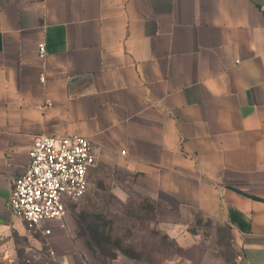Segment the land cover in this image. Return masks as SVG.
<instances>
[{"label": "crops", "instance_id": "1", "mask_svg": "<svg viewBox=\"0 0 264 264\" xmlns=\"http://www.w3.org/2000/svg\"><path fill=\"white\" fill-rule=\"evenodd\" d=\"M40 134L88 137L84 201L104 193L176 247L116 264H227L199 219L226 228L238 263L264 264V0H0L3 258L36 241L9 199ZM71 203L37 231L61 263L91 264Z\"/></svg>", "mask_w": 264, "mask_h": 264}, {"label": "built area", "instance_id": "2", "mask_svg": "<svg viewBox=\"0 0 264 264\" xmlns=\"http://www.w3.org/2000/svg\"><path fill=\"white\" fill-rule=\"evenodd\" d=\"M39 54H46L44 42L39 44ZM96 163L93 143L86 136H36L28 166L13 183L9 199L12 212L27 226L49 234L48 222L64 218L68 203L87 192L88 173Z\"/></svg>", "mask_w": 264, "mask_h": 264}, {"label": "rangeland", "instance_id": "3", "mask_svg": "<svg viewBox=\"0 0 264 264\" xmlns=\"http://www.w3.org/2000/svg\"><path fill=\"white\" fill-rule=\"evenodd\" d=\"M97 178L98 175H96L94 181ZM93 192L92 195L96 194L92 196L93 199L89 202L86 203L84 201V195L70 204L73 219H76L79 231L83 234L82 238L85 241L84 245H86L88 255L92 260L91 264H116V259L122 254L124 256L151 255L147 252V254L136 253L134 248L142 250L158 248L160 250L165 249V251L172 249L170 255L174 254L176 251L174 244L169 249L166 240L149 234V230L140 229V226H145L146 228L149 222L118 218L114 214L115 205L106 204V199H100L105 194L102 193V195L97 191ZM150 207L147 202H142L134 206L135 210L129 213L143 217L146 216V211ZM48 224L52 225V222H48ZM27 228L36 235L35 243L32 245L31 242H28L29 249H24L22 258L7 259L0 256V264H63L51 254L45 236L40 235L39 231L34 228L29 226ZM197 228L206 234L205 238H207L211 247L219 251L227 261V264H241L235 259L226 228L223 225L204 219L193 227V229ZM84 229L86 230L85 233ZM154 255L157 254L154 253ZM162 255L160 254V256ZM86 262L89 263L87 260Z\"/></svg>", "mask_w": 264, "mask_h": 264}, {"label": "trees", "instance_id": "4", "mask_svg": "<svg viewBox=\"0 0 264 264\" xmlns=\"http://www.w3.org/2000/svg\"><path fill=\"white\" fill-rule=\"evenodd\" d=\"M201 222H202V220H200V219L197 221V223H201ZM197 223H196V224H197ZM194 230H195V229H194ZM226 233H227V232H226ZM228 240H229V243H230V238H229V236H228ZM230 245H231V243H230Z\"/></svg>", "mask_w": 264, "mask_h": 264}]
</instances>
